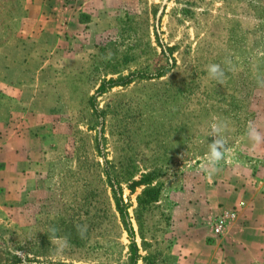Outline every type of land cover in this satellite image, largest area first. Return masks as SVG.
Instances as JSON below:
<instances>
[{
	"label": "rangeland",
	"instance_id": "obj_1",
	"mask_svg": "<svg viewBox=\"0 0 264 264\" xmlns=\"http://www.w3.org/2000/svg\"><path fill=\"white\" fill-rule=\"evenodd\" d=\"M19 2L0 0V47L14 38V55ZM113 4L82 13L78 37L36 49L49 107L25 198L0 211V264H165L175 205L200 190L225 204L226 182L230 200L264 186V0ZM213 63L223 83L208 77ZM214 122L228 152L209 175Z\"/></svg>",
	"mask_w": 264,
	"mask_h": 264
},
{
	"label": "crops",
	"instance_id": "obj_2",
	"mask_svg": "<svg viewBox=\"0 0 264 264\" xmlns=\"http://www.w3.org/2000/svg\"><path fill=\"white\" fill-rule=\"evenodd\" d=\"M116 0H21L22 22L15 40L0 47V72L15 71L13 81L0 74V211L22 204L32 182L38 144L43 142L39 129L43 110L49 107L46 78L49 66L39 48L57 45L64 34L78 37L79 16H97L111 11ZM54 38V39H53ZM6 51V53H4ZM9 51V52H8ZM49 61V60H48ZM39 64L35 67L33 64ZM39 75L44 79H39ZM32 76H36L33 78ZM229 183L220 185L225 204H212L201 190L173 208L171 245L165 264H264V186L246 185L230 200ZM200 195L202 197H200ZM198 196V197H197ZM197 197V198H196ZM209 211V222H200L197 213ZM223 211L228 216L224 231L214 236L210 225Z\"/></svg>",
	"mask_w": 264,
	"mask_h": 264
},
{
	"label": "clouds",
	"instance_id": "obj_3",
	"mask_svg": "<svg viewBox=\"0 0 264 264\" xmlns=\"http://www.w3.org/2000/svg\"><path fill=\"white\" fill-rule=\"evenodd\" d=\"M207 73L210 79L216 80L219 83H223L225 78V69L221 67L219 63L209 64L207 66ZM211 130L209 135L213 137L212 142L209 144V152L207 154V158L205 163L203 164V169L209 173V175L218 172L220 163L225 159V154L228 152L226 146V140L223 135V132L226 130L227 125L223 122H214L211 124ZM249 136L251 139L256 141L257 143L260 141L261 137L259 134L255 132L253 129L249 132ZM58 231L57 228L53 227L50 229L52 234V239L55 241V233ZM63 243L60 244L58 251L63 247L67 246V238H62Z\"/></svg>",
	"mask_w": 264,
	"mask_h": 264
},
{
	"label": "built area",
	"instance_id": "obj_4",
	"mask_svg": "<svg viewBox=\"0 0 264 264\" xmlns=\"http://www.w3.org/2000/svg\"><path fill=\"white\" fill-rule=\"evenodd\" d=\"M233 213L229 211H223L220 215L216 216L211 223V232L214 236H219L225 229L227 224V217L232 216Z\"/></svg>",
	"mask_w": 264,
	"mask_h": 264
}]
</instances>
